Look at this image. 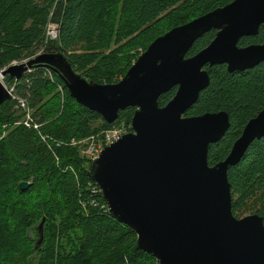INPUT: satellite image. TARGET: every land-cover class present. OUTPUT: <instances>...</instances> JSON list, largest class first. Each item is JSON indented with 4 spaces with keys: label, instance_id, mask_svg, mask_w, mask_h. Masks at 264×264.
Returning a JSON list of instances; mask_svg holds the SVG:
<instances>
[{
    "label": "trees",
    "instance_id": "16d2710c",
    "mask_svg": "<svg viewBox=\"0 0 264 264\" xmlns=\"http://www.w3.org/2000/svg\"><path fill=\"white\" fill-rule=\"evenodd\" d=\"M233 0H0V67L20 58L36 44L42 53H62L72 69L88 81L114 84L147 47L174 27ZM49 20L58 25V38L46 41ZM217 31L198 38L186 57L206 48ZM264 43V30L244 37L240 46ZM82 48V52L71 51ZM17 80L15 91L27 99L42 128L57 140L83 138L130 121L134 108L105 123L99 114L72 99L60 78L46 67ZM209 85L184 115L224 111L230 127L208 147V165L222 161L244 126L264 109V62L243 72L225 65L206 67ZM8 85L14 79L5 78ZM61 86L63 94L57 90ZM174 87L158 99L160 107L174 96ZM28 96V97H26ZM15 102L0 106V264H157L137 249L136 235L108 212L90 205L87 184L91 165L76 148L49 151L36 132L18 126ZM70 168L71 170H66ZM232 214L240 218L250 200L264 220V138L255 140L241 161L228 170ZM28 182L26 190L19 184ZM98 201L105 204L100 195ZM44 219V241L35 248L34 227Z\"/></svg>",
    "mask_w": 264,
    "mask_h": 264
},
{
    "label": "water",
    "instance_id": "95a60500",
    "mask_svg": "<svg viewBox=\"0 0 264 264\" xmlns=\"http://www.w3.org/2000/svg\"><path fill=\"white\" fill-rule=\"evenodd\" d=\"M256 17L251 26L246 23ZM260 26L264 28V0H233L155 39L114 84L86 80L60 52L9 65L0 76L17 81L27 70L44 66L78 105L109 125L119 112L134 108L131 132L102 149L88 176L110 215L136 235L137 249L157 264H264V220L257 214H232L228 181L229 168L264 138V109L248 120L227 156L213 166L207 162L208 147L228 131V114L184 116L209 85L206 65L243 72L264 61V45L238 46ZM212 30L217 32L209 45L186 57L194 42ZM185 72L191 79H182ZM176 86L171 100L160 107L159 97ZM96 91L106 98L90 102L86 95ZM11 99L0 82V106ZM29 185L21 182L19 188ZM44 221L33 229L35 248L43 244Z\"/></svg>",
    "mask_w": 264,
    "mask_h": 264
},
{
    "label": "built area",
    "instance_id": "2783aa9c",
    "mask_svg": "<svg viewBox=\"0 0 264 264\" xmlns=\"http://www.w3.org/2000/svg\"><path fill=\"white\" fill-rule=\"evenodd\" d=\"M45 38L46 41H52L58 38V25L52 20H49L46 25ZM24 62L26 61H23L22 63ZM12 65L16 64L12 63ZM32 72L33 69H29L24 73V76L29 75ZM44 76H46L49 80H52V71L46 69V73ZM0 82L10 93L12 97L11 100L15 102L14 109L20 112V118L15 124L18 126H22L25 129L36 132L37 135L41 138V142L45 144L47 149L51 152L53 151V147L51 145H55V147H61L63 145L73 147L79 151L80 155L83 158L92 163L95 159L98 158L100 152L105 146L116 142L122 135L126 133V131H122L120 128H116V126H114L110 129L102 130L97 134L79 139L71 138L68 141L54 139L47 133H43L42 128L44 127L45 122H41L38 117L34 115V110L29 106L27 99L16 93L15 86L18 82L16 80H13L14 83L12 85H8L4 82V78L1 76ZM57 90L61 95L63 94L61 86H57ZM66 170L71 169L67 168ZM87 189L90 196V205L93 207H99L103 214H107V206L104 204H100V202L98 201L97 197L100 196V190L97 185L89 182L87 184Z\"/></svg>",
    "mask_w": 264,
    "mask_h": 264
},
{
    "label": "rangeland",
    "instance_id": "374dc122",
    "mask_svg": "<svg viewBox=\"0 0 264 264\" xmlns=\"http://www.w3.org/2000/svg\"><path fill=\"white\" fill-rule=\"evenodd\" d=\"M55 40H56V39H55ZM52 41H53V40H52ZM81 49H82V48H77L76 50H73V51H71V52L74 53V52L76 51L77 53H79V52H82ZM28 51H29L30 53H34V55H32V54H27L28 52L26 51V52H24L23 54L20 55V58L11 61V62L8 63L6 66H1V67H0V71H1V70H4L5 67H8L9 65H12V63L20 64V63H22L23 61H28L29 59H32L34 56H37V55L41 54V53L43 52V45H41V43H40V44H36V45L32 46V48L29 49ZM23 77H24V75H23ZM23 77H22V78H23ZM5 78H7V77H5ZM5 78H4V82H6V81H5V80H6ZM26 97H28V96H26ZM33 110H34V109H33ZM17 112H18V111H17ZM18 113L20 114V112H18ZM116 128H120L122 131H126V133H129V132H127V131H128V126L126 125L125 121H122V123L118 124V125L116 126ZM33 132H34V131H33ZM126 133H125V134H126ZM36 135H37V133H36ZM37 137H38L39 141L41 142V138H40L38 135H37ZM247 204H249V209L246 210L245 212H243V213H242L241 215H239V216L244 217V216H246V215L253 214V213L255 212L256 207H258V204H259V203L253 205L252 200H250ZM242 217H240V218H242Z\"/></svg>",
    "mask_w": 264,
    "mask_h": 264
},
{
    "label": "bare ground",
    "instance_id": "6f19581e",
    "mask_svg": "<svg viewBox=\"0 0 264 264\" xmlns=\"http://www.w3.org/2000/svg\"><path fill=\"white\" fill-rule=\"evenodd\" d=\"M257 19H258V17H256L254 20L253 19H247V21H246V23H248V24H250V26H251V24H254L256 21H257ZM215 31V30H214ZM237 34H238V32H237ZM236 34V35H237ZM41 54H43V53H41ZM32 69V68H31ZM171 69H173V68H171ZM22 79V78H21ZM182 79L183 80H188V79H191V73L190 72H185V73H183V75H182ZM177 81H182L180 78L179 79H176ZM176 88L178 89V86H176ZM86 97L87 98H89L90 99V102H96V101H101L102 99H105L106 98V95L105 94H103L102 92L101 93H99V92H92V93H89V94H87L86 95ZM191 99V98H190ZM112 101H114V99L112 100ZM102 107L103 108H106V106L105 105H102ZM185 116V115H184ZM26 183H28V182H26ZM94 184H96L95 182H93ZM97 185V184H96ZM97 187H98V185H97ZM99 188V187H98ZM100 190V189H99ZM100 195H101V191H100ZM104 204V203H103ZM104 205H106V203L104 204ZM107 206V205H106ZM107 210H108V208H107ZM109 212V211H108Z\"/></svg>",
    "mask_w": 264,
    "mask_h": 264
},
{
    "label": "flooded vegetation",
    "instance_id": "af4514ba",
    "mask_svg": "<svg viewBox=\"0 0 264 264\" xmlns=\"http://www.w3.org/2000/svg\"><path fill=\"white\" fill-rule=\"evenodd\" d=\"M260 29H263V30H264V28H263L262 26L259 27V30H260ZM259 30H258V32H259ZM257 34H258V33H257ZM257 34H256V35H257ZM256 35H255V36H256ZM250 37H254V36H250ZM243 38H244V37H243ZM241 39H242V38H241ZM241 39H240V40H241ZM240 40H239V41H240ZM261 44L264 45V43H261ZM249 45H260V44H249ZM249 45H246V46H240V45H239V42H238V46H239V47H247V46H249ZM263 62H264V61H263ZM263 62H262V63H263ZM260 64H261V63H260ZM260 64H259V65H260ZM221 66H222V65H221ZM206 67H210V66L206 65V66L204 67L205 70H206ZM213 67H214V66H213ZM225 67H226V66H225ZM206 71H207V70H206ZM207 73H208V72H207Z\"/></svg>",
    "mask_w": 264,
    "mask_h": 264
}]
</instances>
